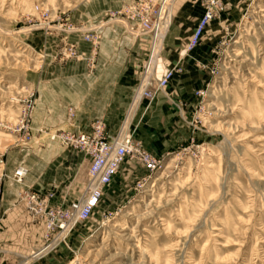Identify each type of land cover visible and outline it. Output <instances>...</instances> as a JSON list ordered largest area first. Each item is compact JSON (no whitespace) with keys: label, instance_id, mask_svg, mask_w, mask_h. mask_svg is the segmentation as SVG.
I'll return each instance as SVG.
<instances>
[{"label":"rangeland","instance_id":"obj_1","mask_svg":"<svg viewBox=\"0 0 264 264\" xmlns=\"http://www.w3.org/2000/svg\"><path fill=\"white\" fill-rule=\"evenodd\" d=\"M89 4L0 0V264H264V0H228L209 22L197 45L206 57L190 68L192 96L171 100L172 118L153 139L125 125L160 161L157 169L125 160L92 215L29 259L45 242L19 200L28 187L12 173L50 160L38 151L49 142L81 152L51 138L68 129L32 119L47 59L94 67L86 35L98 39L100 27L92 25ZM80 40L90 43L88 52L78 49ZM9 180L20 185L12 198L32 229L8 218Z\"/></svg>","mask_w":264,"mask_h":264},{"label":"crops","instance_id":"obj_2","mask_svg":"<svg viewBox=\"0 0 264 264\" xmlns=\"http://www.w3.org/2000/svg\"><path fill=\"white\" fill-rule=\"evenodd\" d=\"M133 0H90L88 14L97 30L98 48L95 64L87 70L84 60H69L64 65L49 62L41 71L38 86L39 96L34 106L32 122L47 129L64 128L73 132H87L96 119L104 120L109 134L117 133L124 118L144 141L153 139L163 122L172 118V101L180 95L184 101L192 96L193 80L190 68L206 55L188 52L186 45L192 31L204 11V0H172L168 11V28L164 36L154 74L159 78L168 69L174 74L165 92L158 91L152 102L145 98L132 104L135 91L141 80L147 58L149 37L138 33L124 16L108 14L119 11ZM79 50L88 52L90 43L79 41ZM153 74V77L155 78ZM157 74V73H156ZM74 109L72 118L67 109ZM164 119L162 121L163 118ZM68 119V120H67ZM40 149L39 154H47L50 160L30 163V171L24 178V187L35 190H52L53 203L68 205L83 195L87 180V158L73 149L54 148V142ZM82 173H85L83 175ZM9 220L16 221L14 227L28 229L33 225L21 211L17 199L20 185L11 180L4 182ZM13 200V201H12ZM36 240V239H35ZM39 250L33 252L32 255ZM32 255L30 258H32ZM29 258V259H30Z\"/></svg>","mask_w":264,"mask_h":264},{"label":"built area","instance_id":"obj_3","mask_svg":"<svg viewBox=\"0 0 264 264\" xmlns=\"http://www.w3.org/2000/svg\"><path fill=\"white\" fill-rule=\"evenodd\" d=\"M172 0H133L126 3L119 11L111 15L119 14L127 21L133 23L138 33L149 37L147 58L144 64L141 80L134 94L132 104L140 98L152 102L158 91L165 92L173 77V70L168 69L153 82V74L156 63L162 49L164 36L168 28V8ZM228 0H204V11L198 19L192 34L186 45V50L197 46L202 39L209 22L217 14L223 12ZM86 40L91 42L93 52L88 57L90 66L96 56L98 39L96 33L86 35ZM74 115L69 108V117ZM123 125L115 134H109L104 120L98 119L91 123L87 132H73L59 130L51 138L58 137L62 144L80 150L87 157L89 165L87 170V182L80 199L72 201L68 205L53 203L54 192L52 190L25 189L19 195V200L25 205L31 220L40 225L42 239L45 245L41 249H47L53 243L64 240L78 222L87 220L100 205L104 189L111 185L113 179L125 160L137 157L144 168L152 172L157 169L160 161L148 150L139 147L131 132ZM22 126L27 131V125ZM26 136L30 134L26 132ZM27 174L25 166H18L12 173L13 179L20 183ZM40 249V250H41Z\"/></svg>","mask_w":264,"mask_h":264},{"label":"bare ground","instance_id":"obj_4","mask_svg":"<svg viewBox=\"0 0 264 264\" xmlns=\"http://www.w3.org/2000/svg\"><path fill=\"white\" fill-rule=\"evenodd\" d=\"M171 3V2H170ZM169 7H170V5H169ZM168 11H169V8H168ZM157 60H156V64L158 63V57L156 58ZM48 250V249H47ZM44 251H46V249H41L40 251H38L37 253H35L34 255H32V258H35V257H37V256H39L40 254H42V252H44ZM31 259V258H30Z\"/></svg>","mask_w":264,"mask_h":264}]
</instances>
